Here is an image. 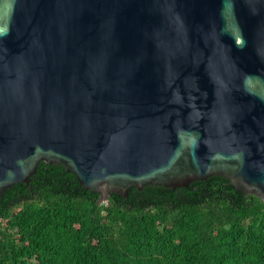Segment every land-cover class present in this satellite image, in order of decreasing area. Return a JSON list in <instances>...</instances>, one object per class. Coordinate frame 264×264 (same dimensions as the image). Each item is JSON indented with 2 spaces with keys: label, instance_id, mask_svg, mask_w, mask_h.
Returning a JSON list of instances; mask_svg holds the SVG:
<instances>
[{
  "label": "water",
  "instance_id": "obj_1",
  "mask_svg": "<svg viewBox=\"0 0 264 264\" xmlns=\"http://www.w3.org/2000/svg\"><path fill=\"white\" fill-rule=\"evenodd\" d=\"M41 162L264 203V0H0V204Z\"/></svg>",
  "mask_w": 264,
  "mask_h": 264
},
{
  "label": "trees",
  "instance_id": "obj_2",
  "mask_svg": "<svg viewBox=\"0 0 264 264\" xmlns=\"http://www.w3.org/2000/svg\"><path fill=\"white\" fill-rule=\"evenodd\" d=\"M128 197L41 162L0 204V264H264V203L220 176Z\"/></svg>",
  "mask_w": 264,
  "mask_h": 264
}]
</instances>
